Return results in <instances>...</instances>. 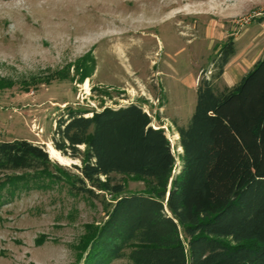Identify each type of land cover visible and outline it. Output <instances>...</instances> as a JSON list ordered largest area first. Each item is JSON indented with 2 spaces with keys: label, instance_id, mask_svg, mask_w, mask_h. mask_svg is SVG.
Here are the masks:
<instances>
[{
  "label": "rangeland",
  "instance_id": "374dc122",
  "mask_svg": "<svg viewBox=\"0 0 264 264\" xmlns=\"http://www.w3.org/2000/svg\"><path fill=\"white\" fill-rule=\"evenodd\" d=\"M260 17L264 0H0V141L42 144L52 161L75 171L80 159L52 152L58 118L69 107L135 102L166 130L177 174V125L190 121L200 79L217 72L213 58L229 37L237 53L225 69L247 68L263 53ZM115 176L128 193L150 186L146 178ZM44 180L0 190V264H89L112 196L72 193L68 181ZM131 249L103 264H135Z\"/></svg>",
  "mask_w": 264,
  "mask_h": 264
},
{
  "label": "trees",
  "instance_id": "16d2710c",
  "mask_svg": "<svg viewBox=\"0 0 264 264\" xmlns=\"http://www.w3.org/2000/svg\"><path fill=\"white\" fill-rule=\"evenodd\" d=\"M236 53L229 37L213 58L217 72L199 81L190 121L177 125V174L171 140L143 105L69 107L53 145L81 160L76 172L52 161L42 144L1 140L0 190H27L49 178L68 181L72 193H109L113 203L89 264L121 258L128 246L135 264H264V56L220 89L215 80ZM115 174L146 178L150 186L125 192Z\"/></svg>",
  "mask_w": 264,
  "mask_h": 264
},
{
  "label": "crops",
  "instance_id": "0c3cea01",
  "mask_svg": "<svg viewBox=\"0 0 264 264\" xmlns=\"http://www.w3.org/2000/svg\"><path fill=\"white\" fill-rule=\"evenodd\" d=\"M263 56H264V50H263V53H261V55L256 60H254L251 65L247 66V68H244L243 66L234 65V64H231L229 68L227 67L225 69V72L221 76L222 77L221 79H223L225 83L224 87L225 86L231 87L235 85ZM227 73L229 77L228 81L225 80Z\"/></svg>",
  "mask_w": 264,
  "mask_h": 264
},
{
  "label": "bare ground",
  "instance_id": "6f19581e",
  "mask_svg": "<svg viewBox=\"0 0 264 264\" xmlns=\"http://www.w3.org/2000/svg\"><path fill=\"white\" fill-rule=\"evenodd\" d=\"M52 152L55 156H57L59 159L64 160V157L60 154V152L58 150H56L55 148L52 147Z\"/></svg>",
  "mask_w": 264,
  "mask_h": 264
}]
</instances>
